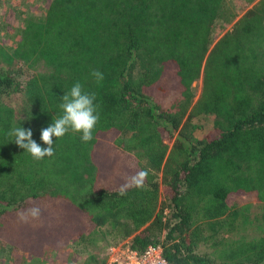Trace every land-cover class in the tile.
Returning <instances> with one entry per match:
<instances>
[{
	"label": "trees",
	"instance_id": "16d2710c",
	"mask_svg": "<svg viewBox=\"0 0 264 264\" xmlns=\"http://www.w3.org/2000/svg\"><path fill=\"white\" fill-rule=\"evenodd\" d=\"M243 1L237 18L225 0H50L24 20L0 46L3 245L29 259L106 242L137 255L158 246L166 264H264V212L257 237L230 236L229 198L264 203V0ZM75 82L95 95L93 139L53 138L54 155L34 160L9 133L30 129L47 147L40 133ZM16 92L18 115L5 103ZM157 94L172 95L167 109ZM198 115L212 118L199 139ZM143 169L145 186L120 195ZM32 207L40 217L21 222Z\"/></svg>",
	"mask_w": 264,
	"mask_h": 264
},
{
	"label": "rangeland",
	"instance_id": "374dc122",
	"mask_svg": "<svg viewBox=\"0 0 264 264\" xmlns=\"http://www.w3.org/2000/svg\"><path fill=\"white\" fill-rule=\"evenodd\" d=\"M49 2L50 0H0V46L5 49L11 48L17 39L18 30L24 20L28 18L38 19ZM225 4L234 8L237 18L252 5L245 3L243 0H225ZM26 69L21 68L24 71V77L37 72V70ZM192 88L195 92L194 103L199 94L200 80L195 81ZM171 101L172 95L161 96L157 94L154 98L155 104L160 109H167ZM5 103L13 109L15 115H18L20 93L16 92L5 99ZM190 122L196 126L193 136L197 139L209 134L212 130V118L209 115L195 116ZM175 135L173 134V136ZM170 145H168L169 148ZM228 204L238 212L235 221L237 229L230 236L232 238L246 237L248 239L257 237L259 235L260 218L264 212V203L256 202L251 196L247 195L240 198H229ZM124 244L113 247L106 242H99L94 248L79 246L78 251H74L73 246L69 245L60 252L46 251L40 258L29 259L0 242V264H81L88 253L95 256L96 262L101 260L106 262L110 250L119 247L126 248Z\"/></svg>",
	"mask_w": 264,
	"mask_h": 264
},
{
	"label": "clouds",
	"instance_id": "9594fccd",
	"mask_svg": "<svg viewBox=\"0 0 264 264\" xmlns=\"http://www.w3.org/2000/svg\"><path fill=\"white\" fill-rule=\"evenodd\" d=\"M90 74L97 82L103 80V73L99 70H93ZM60 99L59 108L62 114L52 120L51 125L42 129L40 133V140L47 147H41L32 139L30 129L18 126L9 133L15 144L24 149V152L29 153L36 161L54 155L53 138L56 140L69 133H79L81 140L85 143L93 139V131L99 122L98 105L94 103L95 95L85 92L82 84L75 82ZM148 175L149 170L143 169L128 177L125 183L121 185L119 194L126 195L129 188H143ZM17 215L21 222H28L30 218L38 219L40 217V209L39 207H32L19 212Z\"/></svg>",
	"mask_w": 264,
	"mask_h": 264
},
{
	"label": "built area",
	"instance_id": "2783aa9c",
	"mask_svg": "<svg viewBox=\"0 0 264 264\" xmlns=\"http://www.w3.org/2000/svg\"><path fill=\"white\" fill-rule=\"evenodd\" d=\"M106 264H166V261L158 246H148L140 255L119 247L110 250Z\"/></svg>",
	"mask_w": 264,
	"mask_h": 264
}]
</instances>
